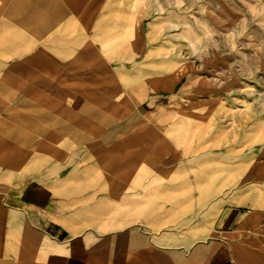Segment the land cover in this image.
<instances>
[{
  "label": "rangeland",
  "instance_id": "obj_1",
  "mask_svg": "<svg viewBox=\"0 0 264 264\" xmlns=\"http://www.w3.org/2000/svg\"><path fill=\"white\" fill-rule=\"evenodd\" d=\"M0 40V173L98 234L264 212V0H0Z\"/></svg>",
  "mask_w": 264,
  "mask_h": 264
},
{
  "label": "crops",
  "instance_id": "obj_2",
  "mask_svg": "<svg viewBox=\"0 0 264 264\" xmlns=\"http://www.w3.org/2000/svg\"><path fill=\"white\" fill-rule=\"evenodd\" d=\"M64 1L78 13L88 2ZM74 201L25 173H0V264H264V212L230 206L198 233L98 234Z\"/></svg>",
  "mask_w": 264,
  "mask_h": 264
},
{
  "label": "bare ground",
  "instance_id": "obj_3",
  "mask_svg": "<svg viewBox=\"0 0 264 264\" xmlns=\"http://www.w3.org/2000/svg\"><path fill=\"white\" fill-rule=\"evenodd\" d=\"M121 3H122V2H121ZM124 4H125V3H124ZM121 5H123V4H121ZM117 6H118V5H117ZM113 11H114V9H113ZM38 12H39V11H38ZM114 12H115V11H114ZM40 13H41V12H40ZM112 14H113V13H112ZM112 14H111V15H112ZM122 15H123V14H122ZM101 16H102V15H101ZM112 16H113V15H112ZM120 16H121V15H120ZM122 17H123V16H122ZM120 18H121V17H120ZM124 19H125V18H124ZM120 20H121V19H120ZM125 20H126V19H125ZM123 26H124V25H123ZM7 29H8V28H7ZM4 31H5V30H4ZM13 32H14V31H13ZM13 32H12V33H13ZM112 32H113V31H112ZM122 33H123V32H122ZM5 37H6V36H5ZM2 38H3V37H2ZM0 41H1V40H0ZM2 42H3V41H2ZM10 43H11V41H10ZM12 43H14V42H12ZM2 44H3V43H2ZM14 44H15V43H14ZM7 45H8V44H7ZM29 47H30V46H29ZM9 48H10V47H9ZM9 48H8V49H9ZM30 48H31V47H30ZM1 49H2V48H1ZM4 49H5V48H4ZM7 51H8V50H7ZM8 53H9V52H8ZM149 53H150V52H149ZM18 58H19V57H18ZM162 64H163V63H162ZM157 66H158V65H157ZM165 66H166V65H165ZM167 66H168V65H167ZM169 67H170V66H169ZM154 68H155V67H154ZM136 76H137V75H136ZM129 81H130V80H129ZM134 82H135V81H134ZM134 82H133V83H134ZM124 83H125V82H124ZM131 83H132V82H131ZM1 87H2V86H1ZM9 96H10V95H9ZM133 96H134V95H133ZM135 99H136V98H135ZM218 108H219V107H218ZM214 113L216 114V112H214ZM219 113H220V111H219ZM236 115H237V114H236ZM229 116H230V115H229ZM207 127H208V126H207ZM241 128H242V127H241ZM243 129H244V128H243ZM248 129H249V128H248ZM248 129H247V130H248ZM254 129H255V128H254ZM250 130H251V129H250ZM235 131H236V130H235ZM248 131H249V130H248ZM201 132H202V131H201ZM239 133H240V132H239ZM202 134H203V132H202ZM245 134H246V132H245ZM256 134H257V133H256ZM258 134H259V133H258ZM226 135H227V134H226ZM202 136H203V135H202ZM235 136H236V134H235ZM199 137H200V136H199ZM199 137H198V138H199ZM208 137H209V136H208ZM218 137H219V136H218ZM218 137H217V138H218ZM226 137H227V136H226ZM227 138H228V137H227ZM237 138H238V137H237ZM241 138H242V137H241ZM259 138H260V137H259ZM219 139H221V137H220ZM219 139H218V140H219ZM229 139H230V138H229ZM224 140H225V139H224ZM234 140H235V138H234ZM221 141H222V140H221ZM235 141H236V140H235ZM222 142H223V141H222ZM244 142H245V141H244ZM244 142H243V144H244ZM220 144H222V143H220ZM233 144H234V143H233ZM244 145H245V144H244ZM244 145H243V146H244ZM261 147H262V146H261ZM259 150H260V149H259ZM221 153H222V152H221ZM255 153H256V152H255ZM218 155H219V154H218ZM203 156H204V154H203Z\"/></svg>",
  "mask_w": 264,
  "mask_h": 264
}]
</instances>
